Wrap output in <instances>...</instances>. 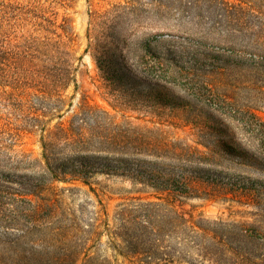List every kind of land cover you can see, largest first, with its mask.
<instances>
[{
  "label": "rangeland",
  "instance_id": "rangeland-1",
  "mask_svg": "<svg viewBox=\"0 0 264 264\" xmlns=\"http://www.w3.org/2000/svg\"><path fill=\"white\" fill-rule=\"evenodd\" d=\"M138 1L142 4L132 0H68L67 5H55L56 22L67 17L73 38L67 47L72 53L73 78L65 88L50 65L44 68L46 63L41 61V25L26 14H4L0 8V141L12 148L10 158L2 156L10 168L9 181L0 183L13 191L38 183L43 142L54 140L52 132L58 123H66L82 102L96 107L101 118L99 110H104L116 122L125 119L157 128L169 140L183 139L193 145L217 139L220 134L216 129L249 123L246 108L264 120V61H252L254 53L262 52L251 46L264 43V31L214 25L204 0L187 4L181 15L175 14L177 20L163 12H145L150 8L146 0ZM131 6L138 9L132 12ZM97 42L107 50L105 55L113 65L109 73L116 75L114 82L98 67L96 56L101 55V49H93ZM181 47L180 64L195 70L173 75L156 69L157 57L162 59ZM139 66L146 68L145 72ZM58 97L67 101L63 110ZM68 103L72 106L65 111ZM234 135L247 137L237 131ZM56 151L61 149H52ZM90 184L92 190L81 182L55 181L42 195L71 209L103 207L110 217L119 205L134 197L153 198L150 189L117 175L96 173ZM198 193L174 199L173 204L194 219L252 222L255 218L251 207ZM18 197L0 214V264H61L70 258L41 245V234L27 231L29 218L22 212L29 207L28 202ZM29 197L41 204V191L38 197ZM105 241L103 235L101 242ZM88 256L98 262L113 258L106 246L93 248Z\"/></svg>",
  "mask_w": 264,
  "mask_h": 264
},
{
  "label": "trees",
  "instance_id": "trees-1",
  "mask_svg": "<svg viewBox=\"0 0 264 264\" xmlns=\"http://www.w3.org/2000/svg\"><path fill=\"white\" fill-rule=\"evenodd\" d=\"M67 1H0L4 14H26L41 25V61L46 63L44 68L50 65L55 71L63 88L73 78L72 53L67 49L73 38L68 18L63 16L57 23L54 7L67 5ZM199 1L146 0L150 8L145 12H163L176 19L175 14L181 15L187 4L196 5ZM204 2L214 25L224 23L247 26L256 33L264 31V0ZM129 9L135 12L138 8ZM251 46L262 52L254 53L252 59L260 64L264 61V43ZM98 48V67L114 82L116 75L109 73L113 65L105 55L107 50L97 42L93 49L98 52ZM182 48L170 50L163 60L157 57L156 69L173 75L195 70L180 64ZM138 69L146 70L141 66ZM56 101L63 110L66 99L58 97ZM71 106L68 103L65 111ZM97 111L82 102L66 123H58L52 132L54 140L42 144L38 183L16 191L0 183V214L16 195L28 202L29 207L22 212L29 218L27 231L41 234V245L70 257L61 264H264V120L252 109L244 110L251 119L249 123L216 129L220 134L217 139L198 142L201 147L183 139L169 140L157 128L134 125L125 119L116 122L104 110H99L101 118ZM234 130L247 137H235ZM55 147L61 151L52 152ZM11 151L9 144L2 145L0 141V181H9L10 168L2 156L12 155ZM96 173L127 178L150 189L153 198L134 197L119 205L110 217L103 207L91 210L81 205L71 209L58 205L56 198L42 195L55 181L81 182L92 190L90 178ZM40 191L41 204L33 203L29 196L38 197ZM201 191L207 198L232 200L251 207L254 220L194 219L173 204L174 199L199 196ZM103 235L105 242H101ZM99 246L110 250L112 260L104 258L98 262L88 256Z\"/></svg>",
  "mask_w": 264,
  "mask_h": 264
}]
</instances>
